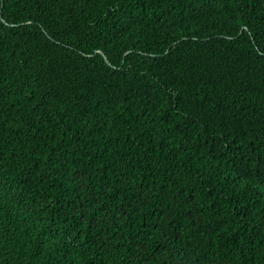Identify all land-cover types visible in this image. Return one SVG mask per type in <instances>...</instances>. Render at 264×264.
<instances>
[{
  "label": "trees",
  "instance_id": "obj_1",
  "mask_svg": "<svg viewBox=\"0 0 264 264\" xmlns=\"http://www.w3.org/2000/svg\"><path fill=\"white\" fill-rule=\"evenodd\" d=\"M0 264H264V0H0Z\"/></svg>",
  "mask_w": 264,
  "mask_h": 264
},
{
  "label": "water",
  "instance_id": "obj_2",
  "mask_svg": "<svg viewBox=\"0 0 264 264\" xmlns=\"http://www.w3.org/2000/svg\"><path fill=\"white\" fill-rule=\"evenodd\" d=\"M106 60H107V58H106Z\"/></svg>",
  "mask_w": 264,
  "mask_h": 264
}]
</instances>
